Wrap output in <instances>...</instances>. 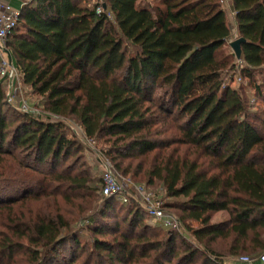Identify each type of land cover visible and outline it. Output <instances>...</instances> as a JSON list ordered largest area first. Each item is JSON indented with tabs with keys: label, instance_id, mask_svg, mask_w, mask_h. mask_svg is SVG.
Masks as SVG:
<instances>
[{
	"label": "trees",
	"instance_id": "16d2710c",
	"mask_svg": "<svg viewBox=\"0 0 264 264\" xmlns=\"http://www.w3.org/2000/svg\"><path fill=\"white\" fill-rule=\"evenodd\" d=\"M102 1L98 14L97 0H30L8 38L42 110L9 102L0 84V258L22 249L35 264L80 252L85 264H232L264 253V0H232L233 18L221 0ZM238 71L252 93L232 84ZM70 121L103 142L121 175L160 183L185 231L168 236L136 200L104 198L101 167L87 164ZM46 198L54 205L32 218L31 202ZM220 211L229 218L213 223Z\"/></svg>",
	"mask_w": 264,
	"mask_h": 264
},
{
	"label": "built area",
	"instance_id": "2783aa9c",
	"mask_svg": "<svg viewBox=\"0 0 264 264\" xmlns=\"http://www.w3.org/2000/svg\"><path fill=\"white\" fill-rule=\"evenodd\" d=\"M224 9L231 15L236 16V11L232 8V0H221ZM96 11L98 14L106 12L102 0H97ZM21 9L13 8L8 2L0 0V49L5 50L7 48V41L12 33L13 29L17 26L20 19ZM107 16L113 19L111 12H107ZM237 33L235 37L230 40L237 39ZM241 60V59H240ZM9 81L10 91L7 95L9 102H14V97L17 94L22 93L24 87L23 77L21 72L13 64H10L7 57H3L0 60V84L2 81ZM19 107L25 111H31L36 113L37 109L27 104V101L20 100ZM94 161L102 169L103 188L102 195L104 198L119 197L124 203H128L131 200H136L147 212V214L157 221L160 225L167 228L170 231H178L181 228L180 220L174 216L171 212L163 207L164 202L160 200L155 193L151 192L144 185L134 183L129 178L121 175L112 162L105 156L92 149ZM239 262L241 264H264V253L260 255H243L240 257Z\"/></svg>",
	"mask_w": 264,
	"mask_h": 264
},
{
	"label": "rangeland",
	"instance_id": "374dc122",
	"mask_svg": "<svg viewBox=\"0 0 264 264\" xmlns=\"http://www.w3.org/2000/svg\"><path fill=\"white\" fill-rule=\"evenodd\" d=\"M92 2L94 4V0H92ZM151 2L153 4V6L157 7L158 0H151ZM232 16L233 15H231V17ZM232 84L234 86L238 85V84H243L244 86L248 87L250 93L253 92V88L249 87L248 81L241 75L240 71H238L236 73L234 82H232ZM21 99L27 101L28 105H30V104L36 105L38 103V102L35 101V100H37V97L32 95L30 88L25 86V85H24V87L22 89V93L21 94L19 93V94L15 95V97H14V101L16 102L15 104L19 105V101ZM252 102H254V100H252ZM255 103H256L257 106H261L262 105V102H258L257 103V101H255ZM37 110H38V113H41L42 109L37 108ZM70 124H71L70 126L73 129L76 130V132L80 136L81 140H83V143H84L85 149H86L85 150V156H84L85 158L84 159L87 160V164L91 168L94 167V166L98 167L99 165L93 159L94 156H93L92 149L95 148V149H97V151L100 150V147L102 146L103 142H100L98 144L97 142L95 143L92 140H86L85 139V135H83V130L81 129V127L77 123H75L73 121H70ZM145 162L146 163H144V164L146 166H148L150 164V159H147ZM134 164H136V163H134ZM88 165H86V166L88 167ZM94 174H95L94 176H95L96 179L101 178L102 169L100 170V172L98 170H94ZM126 178H129V177H126ZM129 179L132 182L136 183V181L133 180L132 178H129ZM141 185H144L146 188H148V190H150L151 192L155 193V195L160 200H162L163 202L166 199L165 198V191L163 190L162 185L160 183L157 182L156 184L147 185V183L143 181L141 183ZM31 203H32V207L34 206V208H35V211H33V214H32V216H33L32 218H35L37 216L39 209L41 210L43 208H45V209L48 208V204H50V203L52 204V206L54 205V203L52 201V198L42 199V201H32ZM85 205H86L87 209L90 206L88 203H86ZM62 207H63L62 211L64 212V214H65V216L67 218L73 219V218H75L77 216L78 211L76 210V208H73L72 205H68V204L65 205L64 204L62 206V203H61V208ZM99 207H100V203L94 205L93 206V212H96L99 209ZM172 214L179 219V217L177 215H175L174 213H172ZM146 218L148 220L151 219L148 216ZM228 218H229V215H228V213L226 211H220V212L214 214V216L212 217V222L213 223H221V222H225ZM152 220H153L154 224H159L154 219H152ZM180 222H181V220H180ZM85 225H86V223H85ZM75 226L79 227V228H83L84 223H78ZM180 226H181L180 230H178L176 232L183 233V231H185V226L182 224V222H181ZM193 226L197 227L198 224L197 223H193ZM174 232L169 230L168 231V236L174 234ZM1 234H2V236L5 235V234H9V231H7V229H5L4 223H3V226L2 225L0 226V236H1ZM79 238H80V242L83 243L84 245L87 243L88 250L92 249L93 245L91 244V240H92L93 237H92L91 233H88L87 230H84L83 232H81L79 234ZM187 238L190 241L192 240V238H191V236L189 234L187 235ZM214 246H215V248H218L220 250L227 251L228 250L227 248L229 247V242H227L226 240H219ZM240 257L236 258V259H233L232 260L233 261L232 264H239L240 263L239 262ZM4 258L5 259H1L0 258V264H35V263L31 262V258H32L31 254L26 253L22 249H19V250L15 251L11 258H9V257L8 258L4 257ZM73 259H76L77 262L84 263V264L88 262V260H87L88 256L84 252L83 253L80 252L78 255L76 254L75 256H72L71 258H70V254L67 253L66 260L63 259V258L55 259L53 261V264H70L71 260H73Z\"/></svg>",
	"mask_w": 264,
	"mask_h": 264
},
{
	"label": "water",
	"instance_id": "95a60500",
	"mask_svg": "<svg viewBox=\"0 0 264 264\" xmlns=\"http://www.w3.org/2000/svg\"><path fill=\"white\" fill-rule=\"evenodd\" d=\"M104 7H106L105 4H104ZM245 41H246L245 38H243V37H238L237 39H235V40H233V41L230 42V46H231V48L233 49V51H234V53H235V55H236V58H237L238 60H240L241 57H242V48H241V44H242L243 42H245ZM4 51H5L6 54H7V57H8V59H9L10 64H13V57H12V53L10 52V50H9L8 48H5Z\"/></svg>",
	"mask_w": 264,
	"mask_h": 264
},
{
	"label": "crops",
	"instance_id": "0c3cea01",
	"mask_svg": "<svg viewBox=\"0 0 264 264\" xmlns=\"http://www.w3.org/2000/svg\"><path fill=\"white\" fill-rule=\"evenodd\" d=\"M3 1L8 2V3H9L13 8H15V9H21L22 6H23L25 3H27L28 1H30V0H3ZM7 48H8V47H7ZM8 49H9V48H8ZM3 57H7V54H6V52H5L4 50H1V49H0V60H1ZM12 57H13V55H12ZM7 58H8V57H7ZM13 63H14V65H15L14 57H13ZM3 82H4L5 84H3ZM1 84H3L4 89H5V91L7 92V95H8V93H9V91H10V88H9V81H8V80H4V81L1 82ZM232 263H233V262H232ZM239 264H241V263H239Z\"/></svg>",
	"mask_w": 264,
	"mask_h": 264
}]
</instances>
